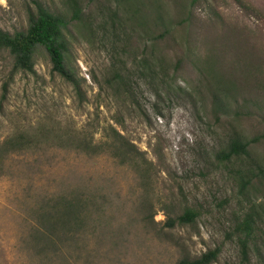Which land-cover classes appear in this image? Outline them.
<instances>
[{
	"label": "rangeland",
	"instance_id": "1",
	"mask_svg": "<svg viewBox=\"0 0 264 264\" xmlns=\"http://www.w3.org/2000/svg\"><path fill=\"white\" fill-rule=\"evenodd\" d=\"M38 1L66 13L67 0ZM77 1L83 19L68 12L63 33L78 93L42 47L32 72L0 48V264H64L34 233L48 204L79 191L93 198L90 253L71 264H177L215 247L210 264H239L235 228L249 212L260 252L242 264H264V0ZM29 7L0 0V29L25 30ZM150 68L153 79L140 75ZM106 126L143 153L146 173L67 139L97 142ZM235 138L247 154L222 159ZM186 208L194 221L169 227Z\"/></svg>",
	"mask_w": 264,
	"mask_h": 264
},
{
	"label": "trees",
	"instance_id": "2",
	"mask_svg": "<svg viewBox=\"0 0 264 264\" xmlns=\"http://www.w3.org/2000/svg\"><path fill=\"white\" fill-rule=\"evenodd\" d=\"M32 8H28L27 27L25 30L16 31L13 34L0 29V48H6L13 56L14 71H33V55L37 48L42 47L46 52L51 64V70L59 74L65 81L69 82L76 93L79 92V83L75 78L74 72L67 65L66 54L68 52L67 41L64 37V29L69 20L66 18L68 12L71 13V20L82 21L83 14L79 8L77 0H67L66 13L54 12L49 10L38 0H30ZM140 72L144 78H154L151 68L147 74ZM154 74V75H153ZM153 75V76H152ZM129 76L116 74L119 85L127 84ZM153 83V81L151 80ZM160 97V92H154ZM92 133L81 131L79 134L67 136L68 141L74 143L73 147L79 151L88 154L98 155L108 153L120 164H129L135 167L139 172L146 173L148 163L143 153L129 140H127L116 128L106 126L101 129V139L93 141ZM25 140L21 137L9 140L17 148L25 145ZM12 141L14 143H12ZM248 143L238 138L230 139L227 143V149L223 151L220 157L224 160L232 156L247 154ZM248 180L244 181L243 186ZM93 198L87 197L83 192L70 193L63 195L53 205L48 204L46 210L42 212L40 219L44 224L35 229L34 239L36 245L45 250H58L64 264H71L69 259L76 251L83 252L90 248L86 237L92 232L87 230V226L92 210ZM195 211L186 208L176 219L168 218L167 225L172 227L176 222L191 223L196 218ZM236 232L241 234L238 238L240 246L241 261L245 263L248 257L249 248L260 252L255 242L256 224L254 213H245L243 219L236 226ZM81 240V246L78 241ZM220 253V248L215 247L202 253L200 256L188 259L182 258L177 264H210L215 261ZM89 256V255H88ZM79 258V256H78ZM75 259V258H74ZM76 260V259H75Z\"/></svg>",
	"mask_w": 264,
	"mask_h": 264
}]
</instances>
